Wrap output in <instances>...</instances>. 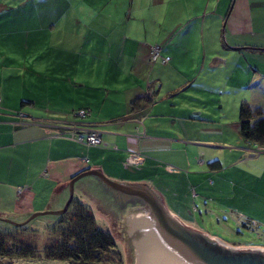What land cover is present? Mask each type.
I'll use <instances>...</instances> for the list:
<instances>
[{
	"label": "crops",
	"instance_id": "1",
	"mask_svg": "<svg viewBox=\"0 0 264 264\" xmlns=\"http://www.w3.org/2000/svg\"><path fill=\"white\" fill-rule=\"evenodd\" d=\"M127 5V14L95 15L90 27L70 28L74 44L58 50L52 81L20 80L16 60H0V217L22 221L61 209L64 184L89 169L158 191L167 189L158 186L162 175L187 172L188 179L195 174L217 177L223 188L237 185L241 199L245 190L264 195V152L251 153L257 146L240 134L242 104L264 108V0ZM91 35L98 38L88 42ZM155 45L161 54L153 60ZM205 90L222 102L221 136L208 118L199 129L192 113L198 108L182 101ZM82 108L89 110L85 119L75 115ZM179 119L189 125L178 129ZM80 123L98 130L102 144L59 135ZM215 143L220 152L211 149ZM200 145L208 149L197 156ZM177 205L173 215L194 226L180 214L183 203Z\"/></svg>",
	"mask_w": 264,
	"mask_h": 264
},
{
	"label": "rangeland",
	"instance_id": "2",
	"mask_svg": "<svg viewBox=\"0 0 264 264\" xmlns=\"http://www.w3.org/2000/svg\"><path fill=\"white\" fill-rule=\"evenodd\" d=\"M127 4L126 0H0V60L3 61L5 56L15 59L20 80L22 78L26 81L46 78L52 81L58 75L57 68L53 65L57 61L58 50L61 47L64 50L68 45L74 44L68 36L71 33L70 28L76 27L80 30L90 27L89 17L95 15L103 17L114 13L127 14L130 6ZM75 19L81 22L77 23ZM91 36L88 42L98 38ZM62 40H65L63 44ZM76 44L79 43L76 42ZM79 51L80 53L77 54H85L84 50ZM193 96L195 99L184 98L182 101L187 100L198 108L192 113L201 123L199 129L204 127L206 118H208L211 120L209 126L214 125L212 128L214 133L221 136V132H218V125L222 119V102L217 99V93L205 90ZM225 104V107H229L228 113L232 115V107L227 103V99ZM235 118L238 117L235 115ZM181 125L188 126L189 123L183 119L177 120L178 129ZM208 135L213 136L214 134ZM212 146H214L211 148L214 152H220V149L216 148L221 146L219 143ZM198 147H195L197 156H200L199 153L203 150L208 149L205 145ZM205 169H211V166L207 165ZM188 176L185 172L183 175L165 174L162 175V179H158V186L167 188L160 191L169 197L171 208L178 207L179 202L183 203V212L180 213L183 217L188 218L194 226L224 243L235 247H264V195L258 193L257 197H253L249 191L245 190L244 193L248 194L247 198L241 199V190L237 185L223 188L217 177L210 181L209 176L191 174L190 179ZM168 180L172 183L170 189ZM205 194L212 196L210 200L203 197ZM82 200L91 206L87 198ZM93 211L97 225L112 232L106 219L94 208ZM49 224H51L50 221L36 218L21 233L22 236L37 244L40 253L38 258H18L12 261L6 260L5 263L62 264L58 260L47 259L44 255L45 246L50 240L49 230L46 228ZM0 227L4 230L15 228L12 224L1 220ZM116 241L123 254V264H126L125 250L117 238Z\"/></svg>",
	"mask_w": 264,
	"mask_h": 264
},
{
	"label": "water",
	"instance_id": "3",
	"mask_svg": "<svg viewBox=\"0 0 264 264\" xmlns=\"http://www.w3.org/2000/svg\"><path fill=\"white\" fill-rule=\"evenodd\" d=\"M106 186L109 195L97 193ZM75 192L86 197L106 219L125 250L126 264H264V247L224 243L174 216L170 199L162 192L144 183L113 180L101 170H85L64 184L59 210L29 213L22 221L5 217L0 220L17 227L36 218L53 221L68 210ZM112 194L128 200L126 203L130 195L139 197L142 203L136 200L137 206L122 205L113 212Z\"/></svg>",
	"mask_w": 264,
	"mask_h": 264
},
{
	"label": "trees",
	"instance_id": "4",
	"mask_svg": "<svg viewBox=\"0 0 264 264\" xmlns=\"http://www.w3.org/2000/svg\"><path fill=\"white\" fill-rule=\"evenodd\" d=\"M134 106H139L138 101L134 102ZM240 134L249 144L264 148L263 107L248 102L242 104ZM107 190L106 186L98 189L97 193L109 195ZM112 199L114 205L111 210H120L122 200L113 194ZM50 222L46 227L50 234L44 252L47 259L58 260L62 264H123V254L114 234L97 225L93 208L80 198L74 197L68 210L55 216ZM29 224L15 226L14 230H4L0 227V264H8L5 263L6 260L39 257L37 244L21 235Z\"/></svg>",
	"mask_w": 264,
	"mask_h": 264
},
{
	"label": "built area",
	"instance_id": "5",
	"mask_svg": "<svg viewBox=\"0 0 264 264\" xmlns=\"http://www.w3.org/2000/svg\"><path fill=\"white\" fill-rule=\"evenodd\" d=\"M161 54V47L159 45H155L152 47V59L156 60ZM170 60V57L164 58V61L167 62ZM75 115L80 118L85 119L89 115V110L82 108L76 111ZM59 135L71 138L80 143H84L88 146H98L102 144L101 133L96 130L88 127L87 124L80 123L72 127V131L70 132H59ZM253 154H260L264 152V148L256 147L255 149L250 150ZM137 161L141 160L139 157H135Z\"/></svg>",
	"mask_w": 264,
	"mask_h": 264
},
{
	"label": "flooded vegetation",
	"instance_id": "6",
	"mask_svg": "<svg viewBox=\"0 0 264 264\" xmlns=\"http://www.w3.org/2000/svg\"><path fill=\"white\" fill-rule=\"evenodd\" d=\"M128 196V195H127ZM129 198H131V200H130V202H128V203H126V201H128V200H122V203H123V205H127V206H129L130 204H135L136 206L138 205V203H134L136 200L137 201H139V202H141L142 203V201H141V199L139 198V197H135V196H129ZM132 204V205H133Z\"/></svg>",
	"mask_w": 264,
	"mask_h": 264
}]
</instances>
